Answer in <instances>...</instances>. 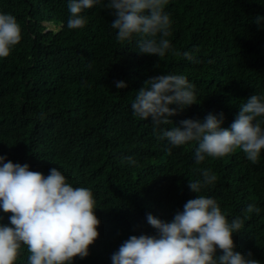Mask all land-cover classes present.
I'll return each mask as SVG.
<instances>
[{
    "label": "trees",
    "instance_id": "obj_1",
    "mask_svg": "<svg viewBox=\"0 0 264 264\" xmlns=\"http://www.w3.org/2000/svg\"><path fill=\"white\" fill-rule=\"evenodd\" d=\"M165 11L176 54L158 58L140 54L135 40L118 41L103 4L84 11L83 28L70 29L67 0H0V12L16 18L22 37L0 58V155L44 175L55 167L73 186L92 191L99 237L74 264H112L129 236L154 234L146 214L170 221L198 195L188 182L203 168L217 180L200 195L215 198L229 220L248 217L233 234L236 250L264 264V149L256 163L238 149L198 164L195 142L171 147L131 108L149 77L183 74L198 99L171 117L173 125L223 112L228 127L245 98L264 94V28L254 22L264 16V0H169ZM186 50L199 62L180 55ZM117 80L127 87L117 89ZM249 203L260 213H246ZM9 215L0 211L4 223ZM27 256L25 249L15 264Z\"/></svg>",
    "mask_w": 264,
    "mask_h": 264
},
{
    "label": "clouds",
    "instance_id": "obj_2",
    "mask_svg": "<svg viewBox=\"0 0 264 264\" xmlns=\"http://www.w3.org/2000/svg\"><path fill=\"white\" fill-rule=\"evenodd\" d=\"M169 0H67L70 16L67 27L83 28L88 20L86 9L103 4L113 17L111 26L120 42L135 40L137 51L163 58L176 54L168 37L172 19L165 11ZM264 16L254 22L264 28ZM16 18L0 12V58L7 57L21 40ZM189 61L199 62L191 50L180 53ZM124 89L123 80L115 81ZM131 100L133 114L160 129L171 147L195 142L196 163L220 158L242 150L246 159L256 163L264 149V94L252 93L239 104L235 119L224 127L223 112H209L203 119L185 118L173 125L171 117L197 103L195 85L183 74L161 73L149 77ZM172 123L170 128L161 125ZM171 151V148H169ZM130 164L136 161L126 157ZM217 180L209 168L200 178L190 180L188 199L170 221L152 213L146 220L154 234L131 235L112 253V264H261V261L236 250L234 233H239L247 216L231 220L218 201L200 195ZM96 200L86 187L69 183L55 167L47 175L30 169L29 164L13 163L0 155V211L11 213L8 223L0 217V264H15L26 249V264H74V258L89 255V246L99 237L101 221L95 214ZM246 213L261 209L249 203Z\"/></svg>",
    "mask_w": 264,
    "mask_h": 264
},
{
    "label": "rangeland",
    "instance_id": "obj_3",
    "mask_svg": "<svg viewBox=\"0 0 264 264\" xmlns=\"http://www.w3.org/2000/svg\"><path fill=\"white\" fill-rule=\"evenodd\" d=\"M47 26H48V28H54V26L52 25V24H49V23H45Z\"/></svg>",
    "mask_w": 264,
    "mask_h": 264
}]
</instances>
